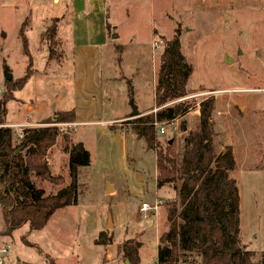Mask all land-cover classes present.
Returning <instances> with one entry per match:
<instances>
[{"label":"rangeland","instance_id":"obj_1","mask_svg":"<svg viewBox=\"0 0 264 264\" xmlns=\"http://www.w3.org/2000/svg\"><path fill=\"white\" fill-rule=\"evenodd\" d=\"M106 4L108 32L118 31L127 47L122 43L98 51L103 89L110 98L105 100L103 116H119L126 106L130 113L136 105L150 106L143 114L158 109L153 100L160 54L178 29L181 53L192 65L185 97L190 109L185 118L163 121L166 131L157 133V140L164 147L172 139L181 151L189 132L198 127L199 102L214 99L215 153L230 146L235 161L229 175L238 188L240 240L253 253V263L264 264V0H106ZM61 8L53 0H0V89L5 92V70L12 81L25 75L29 62L34 72L24 87L13 91L16 99L6 103L4 124L38 121L11 128L14 144L23 128L55 123L42 122L68 109L73 99L69 65L68 74H62L55 64L58 58L53 57L45 69L48 43L40 40V28L45 30ZM23 20L27 53L19 35ZM82 26H76L75 34L83 35ZM59 35L70 61L66 25H60ZM155 41H161L158 48L153 47ZM52 48L54 56L62 54L61 46ZM225 55L232 58L229 63L223 62ZM109 75L117 78L112 84ZM123 123L130 133V124ZM100 128L65 127L62 133H68L70 141L65 144L58 137L47 153L51 173L62 182L37 184L45 195L66 184L70 147L80 141L92 161L77 168V203L56 210L39 230H29L25 224L6 235L0 217V243L9 246L0 255L1 264H49V259L54 264H129L120 249L127 240L141 243L140 264H155L158 237L167 229L165 202L177 199V190L172 185L156 187L155 154L143 140L129 134L121 151L120 141L99 137ZM142 202L158 205L141 212ZM100 233L109 238L107 245L95 242Z\"/></svg>","mask_w":264,"mask_h":264},{"label":"trees","instance_id":"obj_2","mask_svg":"<svg viewBox=\"0 0 264 264\" xmlns=\"http://www.w3.org/2000/svg\"><path fill=\"white\" fill-rule=\"evenodd\" d=\"M53 18L43 31L41 38L48 43V60L54 56L56 24ZM26 21L19 29L23 49L27 53L24 37ZM109 29V26L106 25ZM61 55V54H60ZM59 55V57H60ZM31 73V63L26 73L17 81L5 80V92L0 99V124L5 123L6 103L13 98L12 92L20 89ZM192 73L180 50L179 30L164 42L160 54V65L154 86L153 113H138L124 121L130 124L131 132L144 142L145 148L155 154L157 188L172 185L177 190V199L166 201L167 229L157 240L155 264H254L253 253L241 243L239 235V194L236 180L229 175L235 167L230 146L215 153L214 128L211 119L214 99L207 97L199 102L198 127L190 131L185 144L178 151L172 139L164 147L157 140L155 122L171 121L185 115L190 105L186 83ZM128 94H132L128 84ZM174 101L172 104L167 103ZM74 122L73 109L59 111L42 123ZM22 137L14 144L12 130L0 126V217L4 234L27 225L29 230L41 229L58 209L77 203V168L89 164L88 152L81 143L70 147L68 168L69 181L55 193L45 195L37 182L50 184L62 182V178L51 173L47 153L62 137L67 144L68 133L57 126L25 127ZM65 145V149H67ZM80 156V164L72 162ZM95 241L107 245L109 238ZM140 242L127 240L120 249L129 264H140ZM264 259V251L261 252ZM49 264L54 261L49 259Z\"/></svg>","mask_w":264,"mask_h":264},{"label":"crops","instance_id":"obj_3","mask_svg":"<svg viewBox=\"0 0 264 264\" xmlns=\"http://www.w3.org/2000/svg\"><path fill=\"white\" fill-rule=\"evenodd\" d=\"M57 4H61L62 8L58 14L59 16L53 18L58 19L56 24L55 38L58 41V45L61 46L62 54L60 57H57L58 61L55 64L57 69L62 74H68V72L65 70L66 65H69L71 71L70 74L73 80V99L70 102L68 109L64 110L68 111L73 109L75 112L74 122H69L71 123L70 126H74L76 124L100 126L101 128L98 129L99 137H105V139H108L107 137H109V140L120 141L121 151H124V138L129 134L134 135L132 132L126 133L124 130L125 128L123 122L134 117L132 116V113H130L129 107H123L119 116H110L109 118L103 116V111H105V100L108 99V102H110V98H107L109 96H105L103 89L102 64L99 59L100 57L98 51L105 46L111 47L113 45H118L120 47V45L124 43L122 42L121 34L118 31L116 34H112V31L108 32V30H110V26L106 21V0H53V5ZM80 24L83 25V35L75 34L76 26H79ZM60 25H66L68 27L69 47L72 53V58L70 61L67 59L66 53L63 49L66 42L61 38L64 37L59 35ZM106 25L109 26V29L106 28ZM115 28L117 29V26ZM40 31L41 40V35L44 31L43 28H40ZM114 39H117L116 44ZM123 47H127L125 43L123 44ZM52 59L48 60L47 58L44 64L45 69L47 67L49 69V64H51V61H53ZM33 74L34 72H32L31 69V73L22 87L27 84ZM108 78L111 84L117 79L116 77H113V75H109ZM12 96L14 99H16L13 92ZM27 107L28 109H31L32 105H28ZM149 107L150 106L141 109L140 106L136 105V110L138 113H143L148 111V109H150ZM186 115L187 113L183 115V117L185 118ZM9 123L10 122H8V124ZM36 123H38V121L23 123L20 122L17 124L33 126L36 125ZM77 143L82 144L80 141ZM83 148L88 152L89 163H91V152L87 150L85 146H83Z\"/></svg>","mask_w":264,"mask_h":264},{"label":"built area","instance_id":"obj_4","mask_svg":"<svg viewBox=\"0 0 264 264\" xmlns=\"http://www.w3.org/2000/svg\"><path fill=\"white\" fill-rule=\"evenodd\" d=\"M160 44H161V41H155V42H153V47L158 48L160 46ZM3 92H4V90L0 89V97L2 96ZM154 124L157 128L158 133H160V134L165 133L166 130H165V127L163 125V122H155ZM49 125L50 126H53V125L57 126L59 128V131L63 132L65 127H70L71 123H69V122L51 123ZM0 126L9 127V128H21L24 125H22V124H0ZM21 131L18 133V136H17L18 140H20L22 137ZM157 205H158V203H156V202L153 205H149L146 202H142L140 205V211L143 212V211L155 210L157 208ZM8 247H9L8 245L4 246L0 243V255L3 254L7 250ZM0 264H1V261H0Z\"/></svg>","mask_w":264,"mask_h":264},{"label":"water","instance_id":"obj_5","mask_svg":"<svg viewBox=\"0 0 264 264\" xmlns=\"http://www.w3.org/2000/svg\"><path fill=\"white\" fill-rule=\"evenodd\" d=\"M231 60H232V58L230 56H228V55H225L224 58H223V62L224 63H229ZM3 75H4V79L5 80H10L12 78V75L7 70L4 71ZM137 115H138V112H137L136 108H133L132 116H137ZM170 142H171V140H169V143ZM72 162L76 163V164H80V162H81L80 156L78 154L75 155L72 158ZM108 222H110V218L108 219Z\"/></svg>","mask_w":264,"mask_h":264}]
</instances>
